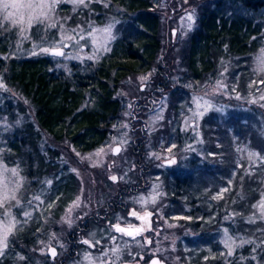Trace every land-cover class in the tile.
Here are the masks:
<instances>
[{
  "label": "trees",
  "instance_id": "obj_1",
  "mask_svg": "<svg viewBox=\"0 0 264 264\" xmlns=\"http://www.w3.org/2000/svg\"><path fill=\"white\" fill-rule=\"evenodd\" d=\"M194 2L198 17L180 62L194 82L205 80L207 84H216L224 78L231 83L238 81L235 91L231 84L224 87L229 95L236 97L248 81L254 79L255 54L264 47V0ZM158 7L156 0H91L87 8L75 11L67 4L59 5L55 18L60 22L66 20L65 28L80 25L88 31L89 25L92 28L106 23L115 26L110 51L92 60L87 59L89 55L76 59L25 54L19 49L28 48L29 42L19 43L16 30L0 33V77L8 87V90L0 88V115L11 122L2 136L6 143L2 157L6 164L18 165L27 181L25 189H21L25 190V195L21 196L23 207L12 208L13 214L23 220L22 212L32 213L10 236L9 248L5 257L0 258V264H30L27 256L37 248V240L48 238L67 204L76 198L77 176L68 170L61 148L48 143L44 135L56 145L68 144L80 153H89L108 142L111 127L122 108L123 84L132 76L151 71L162 50V19ZM179 12L183 14L185 9ZM54 31L58 30L49 29L45 33L49 40L55 37ZM30 35L34 42H40L37 26ZM65 52L80 56L73 49L66 48ZM20 53L23 56L18 55ZM169 115L170 112L167 119ZM174 115L173 124L177 123ZM196 127L198 134L193 132ZM235 135L240 137L239 144L234 142ZM175 138L177 149L173 165L185 162L188 174L207 168L205 170L212 175L206 182L212 187L205 191L200 185L197 188L189 182L190 175L176 176L169 181L177 187L167 200V214L181 218L187 232L183 240L193 243L188 252L181 242L182 260L186 264H264V232L261 231L264 222L247 223V217L255 211L252 205L264 191V164L257 161L250 169L253 174H247L248 151L264 156L262 107L219 100L211 112L199 122L191 123L187 131H180L179 127ZM191 148L194 151L189 156ZM234 167L237 169L233 170ZM230 173L234 175L232 185L227 186L222 199H213ZM130 183L128 187L133 192L137 184ZM33 196H39L40 200L28 204ZM105 199L111 206L109 197ZM87 229L83 227L82 231L87 232ZM225 229L229 235L253 240L255 244L236 248L229 257L223 245ZM76 236L70 235L69 239ZM75 240L70 255L80 257L85 246L89 247ZM198 243L209 247V251L199 247L197 252L194 247ZM18 256L25 259L20 260Z\"/></svg>",
  "mask_w": 264,
  "mask_h": 264
},
{
  "label": "rangeland",
  "instance_id": "obj_2",
  "mask_svg": "<svg viewBox=\"0 0 264 264\" xmlns=\"http://www.w3.org/2000/svg\"><path fill=\"white\" fill-rule=\"evenodd\" d=\"M156 1L159 3L158 10L162 19V50L151 71L132 76L123 84L121 89L122 108L119 111L117 122L111 127L108 142L89 153H80L68 144L56 145L44 135L48 143L61 148L65 157L64 161L69 166L68 170L74 172L78 178L79 191L76 198L67 204L48 238L37 240V248L31 250L27 256V262L30 264H89V261L84 260L85 253L91 255L95 264H101V261L96 259L97 257H102L104 264H121L123 262L151 264L154 257H159L166 264H186L181 258L182 254H180L181 242L188 252L193 248V243H187L183 240L187 232L181 225V218L167 214L169 210L167 200H169L172 190L177 187L172 186V182L169 183V181L176 176L186 177L190 175L191 180L189 182L192 181L191 183L197 188L200 185L202 191H205L212 187L209 183L206 184L212 175L205 170L207 168H200L194 174L193 172L188 174L185 171V162L181 165L178 163L171 166L166 165V161L176 157L175 137H177L178 128L180 127V131H187L191 123L199 122L204 115L211 112L219 100L234 103L244 102L254 107L260 106L264 111V100L259 99L264 94V84L259 83V81L264 80V75L255 73L254 79L248 81L246 88L238 96L236 94V97L229 95L224 87L216 88V84H207L205 80L194 82L191 78L189 79L190 75L185 71V65L180 61L182 52L187 51L190 32L195 27L198 17L195 0ZM61 4H67L73 8L70 2H62L59 5ZM181 8L185 9L183 14H180L182 11L178 13ZM57 9L55 17H58ZM189 15L193 17L191 22L188 20ZM189 23H191L190 28L188 27ZM108 25L112 26V36L115 38V26L111 23L93 28H105ZM88 31H92V28ZM88 31H85L86 40H81L79 46L68 48L77 51L80 54L79 59H82L84 55H92L94 52L95 46L91 43V38L87 37ZM53 33L54 38H58V31ZM112 41L113 39L110 41V48ZM25 42H29V47L19 50L31 55L33 37L30 35V39L25 40ZM104 53V51L99 52L98 57ZM18 55L23 56L22 53ZM70 56L73 57L72 54ZM149 73L151 76L142 84L138 78ZM227 81L228 79L224 78L222 84L227 85V87L231 84L235 90L238 88V81L232 83ZM252 81H257V83L252 84ZM0 82L4 84V87L0 88L8 90L4 79L1 77ZM16 95L19 96L18 93ZM248 96L253 97L248 99ZM201 97L203 100L199 99ZM253 99L256 100L255 103L252 102ZM196 100H199L201 105L206 100L211 106L206 110L203 107L197 109L194 102ZM144 106L145 110H143ZM194 111L203 112V115L193 118ZM169 112V119H167ZM173 112H177V114H173L174 120L175 116L177 117V123L174 124ZM10 123L9 119L7 120L0 115V157H2L6 147L2 136L9 130ZM122 125H127V128L122 127ZM159 130L161 131L157 134ZM193 132L198 134V128L196 127ZM113 137L116 138L115 143ZM121 139L125 140L126 143L120 145L121 151L115 155L110 151L108 145L115 147ZM239 140V135H235V144H239ZM170 147H172L171 152L168 151ZM101 148L104 149V152L100 156H95L94 154ZM193 149L188 151L189 156L193 154ZM3 165L8 168L16 167L3 162L2 157L0 166ZM236 169L234 167L233 170ZM0 171H2V167H0ZM19 171L22 176L20 169ZM112 175L117 176L118 180L112 181L109 178ZM233 176L231 173L226 176V184H223V188L232 185ZM134 181L137 184L133 186L135 194L129 188V183ZM26 183L27 181L24 179L21 189H25ZM146 184H148L147 187ZM219 188H222V184ZM41 194L47 195L46 192H41ZM154 194L156 201L152 203L151 196ZM24 195L25 190L23 192L20 190L18 198L21 199V196ZM105 197H109V202L112 201L111 206L109 203L107 205ZM141 197H144L148 202L142 204L140 202ZM77 198H79V207H74ZM70 208L72 210L69 213ZM133 210L140 213L141 216L146 211L151 212L152 215L144 220L137 219L130 214ZM69 217L71 226L67 222ZM116 223H119L121 227H127L131 224L142 227L144 230L138 235L129 237L114 230L113 225ZM83 227H88L87 232L82 231ZM80 229L82 232L79 234ZM74 234L78 235L79 238L76 236L74 239L73 237L69 239L70 235L74 236ZM92 234L95 236L91 242L95 244V241H99L100 243L95 247L88 246L89 248H86L85 246L80 257L71 256V245L76 242L75 239L87 240L92 237ZM49 243L59 251L58 258L56 257L55 260L48 256ZM199 247L201 250L204 247L209 251V247L203 246L202 243H198L194 249L197 248L198 252ZM115 248L120 249L118 256L113 254ZM104 253H107V256Z\"/></svg>",
  "mask_w": 264,
  "mask_h": 264
},
{
  "label": "snow or ice",
  "instance_id": "obj_3",
  "mask_svg": "<svg viewBox=\"0 0 264 264\" xmlns=\"http://www.w3.org/2000/svg\"><path fill=\"white\" fill-rule=\"evenodd\" d=\"M62 2H70L73 5V11L76 9L83 7L87 8L91 3V0H0V33L5 31H11L13 29L16 30V35L19 38V43H22L25 40L30 39V32L34 26L37 27L38 35L37 39L40 41L39 43H32V55L37 54H48L54 57H65V58H76L72 57L68 53L65 52L66 48L75 47L80 45L81 40H86L85 29L80 25H77L76 28H65V24L67 21L60 22L55 18L56 9L59 4ZM107 6V4H105ZM193 17L191 15L188 16V20L191 22ZM188 27H191V23H189ZM56 28L58 29V38H53L49 40L46 35H40V33H46L49 29ZM89 28H92V25H89ZM112 26L108 25L105 28H92V31L87 32V37L91 38V43L95 46L94 52L92 55H89L87 59L92 60L94 57L98 58V53L101 51L107 52L110 51V41L114 39L112 36ZM19 43L17 44V48H19ZM47 45V46H46ZM14 55V54H13ZM3 59H8L10 57H2ZM255 68L254 72L264 75V47H262L258 53L255 54ZM151 73L141 76L138 79L143 82L147 81ZM257 81H252V84H256ZM260 84H264V80L259 81ZM251 86V85H250ZM0 87H4V84L0 82ZM227 87V85H223L222 82H216V88ZM235 89H233L234 91ZM239 98V97H237ZM203 100V98H199ZM260 100H264V94L259 97ZM196 103L197 109L203 107L205 110L211 105L208 101L204 100L203 105L199 102V100L194 101ZM256 102L255 99L252 101ZM87 106V105H85ZM192 111L191 109H189ZM203 112L194 111L193 118L202 116ZM122 127L127 128V125H122ZM113 142H116V138L113 137ZM126 143L125 140L121 139L117 146L113 147L112 145H108L110 151L113 154H119L121 151L120 145ZM175 147V145H172ZM172 147L168 149L171 152ZM104 152V149L101 148L98 152H96L95 156H100L101 153ZM79 155V153H77ZM90 158V157H89ZM2 159V157H0ZM248 159L249 165L247 174L252 175L253 173L250 169L256 165L257 161L260 164H264V156H261L258 152L248 151ZM170 163H175V160H171ZM242 166V165H238ZM2 167V171H0V258L5 257L6 252L9 248V237L14 235L18 228H21L23 223L27 222V218H29L32 213L28 211H24L21 213V216L24 218L23 220L17 219L16 215L13 214L12 208H22V200L18 198V193L23 187L24 177L20 175L18 165L16 167L8 168L6 165L0 166ZM112 181H117L118 177L112 175L109 177ZM47 183L51 184V181ZM231 184V181H229ZM228 191V188L221 189L217 195L213 197V199H222L224 193ZM33 200H40L39 196H33L31 200H28V204H32ZM156 195L151 196V202L155 203ZM140 202L142 204H146L148 201L144 198H140ZM41 203H43L41 201ZM53 204H49L48 207L51 208ZM39 207V205H37ZM74 207H79V198L74 202ZM252 208L255 211L252 215L247 217V223L253 224L258 220L264 222V191L260 194V199L257 203L252 205ZM71 208L69 209V213L71 212ZM131 216L136 217L137 219H147L152 215L151 212H145L143 216L140 215L137 211L133 210ZM238 215V214H237ZM69 226H71L70 217L67 219ZM113 228L116 232L122 233L129 237H133L134 235H138L144 229L142 227H136L134 225L129 224L127 227H121L119 223L113 225ZM264 232V229L261 230ZM224 239L223 245L226 249L227 256H233L235 249L243 247L245 244H255L253 240H246L243 237L235 238L228 234V230H224ZM95 234H92L87 240L81 241L83 244L88 245L89 247H95L100 242L95 241L93 244L91 241L94 239ZM115 239V237H113ZM237 239H239V243H237ZM43 243V242H42ZM150 243V241H149ZM62 247V245H61ZM255 247L252 249L255 252ZM49 254L52 257L56 256V248L52 247L49 243L48 245ZM120 249H113V254H119ZM107 256V253H104ZM18 259L24 260V256H18ZM97 260L101 261V264H104L102 257H97ZM255 260V256L252 257ZM84 260L89 261V264H95V260L91 257L90 254L85 253ZM152 264H159L158 261H153Z\"/></svg>",
  "mask_w": 264,
  "mask_h": 264
},
{
  "label": "water",
  "instance_id": "obj_4",
  "mask_svg": "<svg viewBox=\"0 0 264 264\" xmlns=\"http://www.w3.org/2000/svg\"><path fill=\"white\" fill-rule=\"evenodd\" d=\"M120 147H121V146H120ZM115 155H118V154H115ZM171 160H175V161H176V158H173V159H171ZM171 160H168V161L165 162L167 166H171L172 164H174V163H170ZM52 247H55V246H52ZM55 248H56V247H55ZM56 253H57L56 256H55V257H52V256L49 254V251H48V256H49L51 259H55V258L58 256V254H59V251H58L57 248H56ZM153 261H158L159 264H166L164 261H161L159 257H154V258L152 259V261H151V264H152ZM121 264H132V263H131V262H123V263H121Z\"/></svg>",
  "mask_w": 264,
  "mask_h": 264
},
{
  "label": "flooded vegetation",
  "instance_id": "obj_5",
  "mask_svg": "<svg viewBox=\"0 0 264 264\" xmlns=\"http://www.w3.org/2000/svg\"><path fill=\"white\" fill-rule=\"evenodd\" d=\"M83 240H85V239H80L79 242H80V241H83Z\"/></svg>",
  "mask_w": 264,
  "mask_h": 264
}]
</instances>
